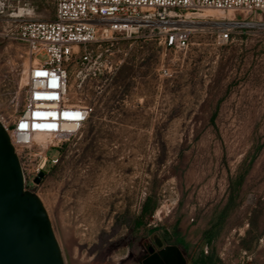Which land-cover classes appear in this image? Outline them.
Here are the masks:
<instances>
[{
    "label": "rangeland",
    "instance_id": "rangeland-1",
    "mask_svg": "<svg viewBox=\"0 0 264 264\" xmlns=\"http://www.w3.org/2000/svg\"><path fill=\"white\" fill-rule=\"evenodd\" d=\"M54 2L20 7L53 19ZM210 9L231 19L182 22L190 30L185 47L140 29L105 52L119 65L92 95L89 123L49 151L60 160L28 188L47 209L65 264H168L162 253L171 247L179 264L203 255L216 264H264V10ZM199 11H183V19ZM8 19L0 18L6 121L22 108L30 62L6 36ZM221 27L231 28L226 41ZM69 70L71 94H85L75 63ZM148 197L152 211L144 214Z\"/></svg>",
    "mask_w": 264,
    "mask_h": 264
},
{
    "label": "built area",
    "instance_id": "built-area-1",
    "mask_svg": "<svg viewBox=\"0 0 264 264\" xmlns=\"http://www.w3.org/2000/svg\"><path fill=\"white\" fill-rule=\"evenodd\" d=\"M21 1L0 0V18H9L6 36L22 45L30 59L22 108L13 119L0 120L20 159L25 189L37 185L38 177L42 180L49 161L60 160L61 152L50 159L49 151L61 149L89 123L95 105L92 95L105 90L119 65L105 54L110 46L140 29H158L167 46L182 48L190 41V30L169 24L183 20V11L264 10V0H55V17L43 20L29 16ZM230 33L231 28L221 27L218 39L226 41ZM72 63L85 94H71ZM38 134L53 143L45 148L35 139Z\"/></svg>",
    "mask_w": 264,
    "mask_h": 264
},
{
    "label": "water",
    "instance_id": "water-1",
    "mask_svg": "<svg viewBox=\"0 0 264 264\" xmlns=\"http://www.w3.org/2000/svg\"><path fill=\"white\" fill-rule=\"evenodd\" d=\"M154 240L163 247L158 235ZM0 264H65L47 209L35 192L25 189L20 159L1 120Z\"/></svg>",
    "mask_w": 264,
    "mask_h": 264
},
{
    "label": "bare ground",
    "instance_id": "bare-ground-1",
    "mask_svg": "<svg viewBox=\"0 0 264 264\" xmlns=\"http://www.w3.org/2000/svg\"><path fill=\"white\" fill-rule=\"evenodd\" d=\"M21 11H22V9L20 8V12ZM30 13H32V12H30ZM231 15H232V13H229V15H227L223 11L210 9V8H203L199 12H195L192 14L187 13L186 19H183V20H181L175 24H169V26H173V25L182 26L183 25L182 22H193L194 23L196 21L200 22V23L210 22V23L222 24L221 22H224L228 19H231ZM185 26H191V25L189 24V25H185ZM28 65H29V61H28ZM25 67L27 69H25L24 76L22 78V82L26 81V83H27V74H26L27 73L26 70H28L27 64L25 65ZM35 139L38 142H40L41 144H43L45 146V148H47L49 145H51L53 143V140L45 134H38V135H36ZM162 208L163 207L158 208L159 211H161ZM163 209H165V208H163Z\"/></svg>",
    "mask_w": 264,
    "mask_h": 264
},
{
    "label": "trees",
    "instance_id": "trees-1",
    "mask_svg": "<svg viewBox=\"0 0 264 264\" xmlns=\"http://www.w3.org/2000/svg\"><path fill=\"white\" fill-rule=\"evenodd\" d=\"M151 211L152 210L150 207V197H148L143 205V213L146 214V213H150ZM162 256L165 262L168 264H179L177 257H176L175 249H173L172 247L164 251L162 253ZM193 264H216V263L213 262L211 256L203 255L201 259L195 260Z\"/></svg>",
    "mask_w": 264,
    "mask_h": 264
},
{
    "label": "flooded vegetation",
    "instance_id": "flooded-vegetation-1",
    "mask_svg": "<svg viewBox=\"0 0 264 264\" xmlns=\"http://www.w3.org/2000/svg\"><path fill=\"white\" fill-rule=\"evenodd\" d=\"M154 252V251H153ZM153 252H151V253H153Z\"/></svg>",
    "mask_w": 264,
    "mask_h": 264
}]
</instances>
